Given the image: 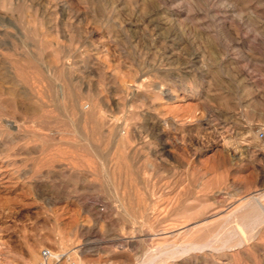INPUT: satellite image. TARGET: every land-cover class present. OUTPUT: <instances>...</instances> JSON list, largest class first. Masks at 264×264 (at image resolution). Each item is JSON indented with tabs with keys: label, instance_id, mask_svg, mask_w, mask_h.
Returning <instances> with one entry per match:
<instances>
[{
	"label": "rangeland",
	"instance_id": "374dc122",
	"mask_svg": "<svg viewBox=\"0 0 264 264\" xmlns=\"http://www.w3.org/2000/svg\"><path fill=\"white\" fill-rule=\"evenodd\" d=\"M259 132L264 0H0V264H264Z\"/></svg>",
	"mask_w": 264,
	"mask_h": 264
},
{
	"label": "bare ground",
	"instance_id": "6f19581e",
	"mask_svg": "<svg viewBox=\"0 0 264 264\" xmlns=\"http://www.w3.org/2000/svg\"><path fill=\"white\" fill-rule=\"evenodd\" d=\"M248 134H249V136L256 137L257 132H256V130L251 129V130H249ZM261 143H263V141H261ZM234 154L236 156H238L236 152H234ZM262 204H264V192L261 193L258 196V198L254 199V197H253V199H251V200L247 201L245 204L237 207L235 209L234 213L231 215V217L233 218V222L232 221L231 222L234 223V225H236L235 229L238 231H242L243 229L245 230L248 227H251L254 229L255 227H259L261 224H263V222H264V210H263L264 207L263 206L264 205L261 206ZM262 207H263V209H262ZM251 231H252V229H251ZM235 233H236V231H235ZM236 234H238V233H236ZM242 235H244V233ZM161 252L160 253H154V254L150 255L146 261H144L140 264H159V263H161L164 259L163 257L167 256V254L170 253V252L169 253L166 252L167 253L166 254L165 251L163 253H161ZM57 253H59V252H57ZM59 254H62V253H59ZM62 255H64L66 260L73 261L72 259L69 258L71 255L68 257L65 254H62ZM72 257L74 258V256H71V258ZM73 262H76L78 264H82L81 262H77V261H73Z\"/></svg>",
	"mask_w": 264,
	"mask_h": 264
},
{
	"label": "built area",
	"instance_id": "2783aa9c",
	"mask_svg": "<svg viewBox=\"0 0 264 264\" xmlns=\"http://www.w3.org/2000/svg\"><path fill=\"white\" fill-rule=\"evenodd\" d=\"M260 139L264 138V133L259 132ZM32 264H78L73 261L66 260L64 255L55 252L50 248H43L39 251L38 260Z\"/></svg>",
	"mask_w": 264,
	"mask_h": 264
}]
</instances>
